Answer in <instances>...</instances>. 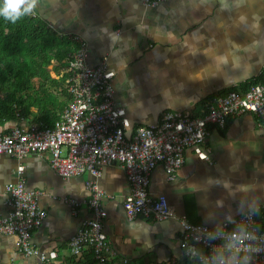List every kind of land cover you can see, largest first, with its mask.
Listing matches in <instances>:
<instances>
[{
    "label": "crops",
    "instance_id": "crops-1",
    "mask_svg": "<svg viewBox=\"0 0 264 264\" xmlns=\"http://www.w3.org/2000/svg\"><path fill=\"white\" fill-rule=\"evenodd\" d=\"M34 2L37 16L51 30L85 45L89 67L106 61L114 74L113 102L129 122L127 136L159 122L165 112L192 113L199 104L204 110L220 93L264 78V0H160L155 7L144 0ZM65 67L51 77H61ZM30 125L11 122L4 128ZM204 147L208 160L187 150L173 181L161 165L150 176L149 195H165L173 219L128 218L123 202L129 183L123 169L116 163L102 169L97 186L103 193L110 261L191 264L178 244L181 217L214 227L264 203V129L254 116L231 118L223 129L211 127ZM49 159V154L0 156V214L8 213L5 186L23 181L28 191L38 193L47 214L32 234V245L55 252L52 264H88L85 258H72L69 240L84 220L93 218L86 187L92 178L85 173L65 180ZM0 264L44 263L24 255L15 236L0 232Z\"/></svg>",
    "mask_w": 264,
    "mask_h": 264
},
{
    "label": "built area",
    "instance_id": "built-area-1",
    "mask_svg": "<svg viewBox=\"0 0 264 264\" xmlns=\"http://www.w3.org/2000/svg\"><path fill=\"white\" fill-rule=\"evenodd\" d=\"M159 2L144 0L149 7ZM26 15L37 16L35 2ZM73 40L79 48L71 54L65 68L69 101L58 120L52 127L32 124L26 128H0V156L22 159L31 154H49L50 166L61 178L70 180L85 173L91 176L86 187L90 191L87 206L93 218L84 220L70 238L69 251L71 256L81 257L91 249L99 263H104L110 261L111 250L103 230L106 217L100 206L103 193L97 186L102 169L113 163L123 169L129 183V194L123 202L128 218H176L165 195L153 197L148 193L153 170L161 165L167 180L173 181L187 150L208 160L204 145L210 128L223 129L231 118L250 114L264 129V81L244 92L228 91L214 97L207 103L202 117L191 112H165L159 122L137 127L127 136L129 122L125 111L113 102L114 74L107 69L106 61L89 67L85 45L78 37ZM22 170V167L17 169L19 174ZM5 194L8 213L0 214V232L15 236L24 255L52 264L55 252L43 253L31 243L34 230L47 216L38 204V193L28 191L24 182L18 181L6 185ZM258 215H264V203L214 227L192 224L183 216L179 220V248L188 261L198 264H264V230L257 221ZM119 261L110 262L119 264Z\"/></svg>",
    "mask_w": 264,
    "mask_h": 264
},
{
    "label": "trees",
    "instance_id": "trees-1",
    "mask_svg": "<svg viewBox=\"0 0 264 264\" xmlns=\"http://www.w3.org/2000/svg\"><path fill=\"white\" fill-rule=\"evenodd\" d=\"M3 3L0 0V7ZM78 48V42L60 36L38 16L23 14L12 20L0 12V128L11 122H31L40 127L54 125L67 105L69 95L64 85L67 74L54 78L51 73L59 76ZM263 81L262 77L255 78L228 91L244 92ZM204 113L202 104L192 112L196 117H202ZM257 221L264 230V215H258ZM81 257L88 264H111L110 261L99 263L91 249Z\"/></svg>",
    "mask_w": 264,
    "mask_h": 264
},
{
    "label": "clouds",
    "instance_id": "clouds-1",
    "mask_svg": "<svg viewBox=\"0 0 264 264\" xmlns=\"http://www.w3.org/2000/svg\"><path fill=\"white\" fill-rule=\"evenodd\" d=\"M22 4L23 7H21ZM33 6L34 0L28 3H26L25 0H5L3 6L0 7V12L12 20H15L17 17L30 12Z\"/></svg>",
    "mask_w": 264,
    "mask_h": 264
}]
</instances>
